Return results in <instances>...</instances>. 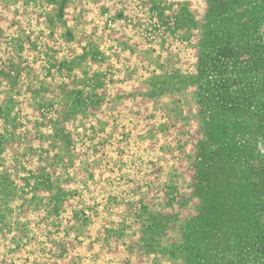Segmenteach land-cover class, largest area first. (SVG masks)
Listing matches in <instances>:
<instances>
[{"label": "rangeland", "instance_id": "374dc122", "mask_svg": "<svg viewBox=\"0 0 264 264\" xmlns=\"http://www.w3.org/2000/svg\"><path fill=\"white\" fill-rule=\"evenodd\" d=\"M213 1L0 0V264H264L196 221L264 164L253 71L199 68Z\"/></svg>", "mask_w": 264, "mask_h": 264}, {"label": "trees", "instance_id": "16d2710c", "mask_svg": "<svg viewBox=\"0 0 264 264\" xmlns=\"http://www.w3.org/2000/svg\"><path fill=\"white\" fill-rule=\"evenodd\" d=\"M245 1L252 3V0ZM261 1L263 4L259 5L258 11L250 6L242 7V0L213 1L222 10L218 15L225 16V19L219 20L217 24L222 36L218 38L215 52L211 50L209 57H205L202 53L199 68L207 69L209 95L212 96V91L217 95L222 91L230 90L235 84H241L242 80H250L248 76L227 75L220 67L230 64L235 66L244 60V64H247L255 75L257 87L253 92L263 102L264 110V0ZM237 8L245 9L244 12L248 15L245 20L238 19L240 11ZM234 69H238L237 66ZM229 104L227 103V106ZM257 120L260 123L264 122L261 115H257ZM230 162L232 164L229 166L230 171L241 179V188L244 190L241 192L242 198L238 195L227 199V209H224V203L222 204L218 199H214V203L207 202L198 213L196 221L200 224L213 223L220 230L228 229L227 240L234 246L243 245L245 242L249 254L261 259V256H264V164L260 158L252 155L246 159L234 158ZM237 162L246 164L242 174L236 172ZM223 168L225 166H220L218 169ZM207 208L209 211L206 210ZM208 220H212L211 223H208ZM229 264L234 263L229 262Z\"/></svg>", "mask_w": 264, "mask_h": 264}]
</instances>
